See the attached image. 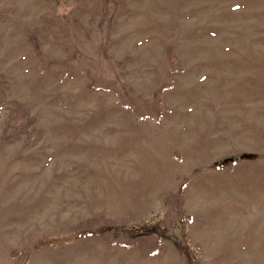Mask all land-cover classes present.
Segmentation results:
<instances>
[{
	"label": "rangeland",
	"instance_id": "rangeland-1",
	"mask_svg": "<svg viewBox=\"0 0 264 264\" xmlns=\"http://www.w3.org/2000/svg\"><path fill=\"white\" fill-rule=\"evenodd\" d=\"M141 262L264 264V0H0V264Z\"/></svg>",
	"mask_w": 264,
	"mask_h": 264
},
{
	"label": "bare ground",
	"instance_id": "bare-ground-1",
	"mask_svg": "<svg viewBox=\"0 0 264 264\" xmlns=\"http://www.w3.org/2000/svg\"><path fill=\"white\" fill-rule=\"evenodd\" d=\"M222 144V143H221ZM216 148V147H215ZM169 170V169H168ZM168 174H170V173H168ZM9 180V179H8ZM199 180H200V178H199ZM223 183V182H222ZM143 185V184H142ZM212 188V187H211ZM160 189V188H159ZM214 189V188H213ZM155 190H156V188H155ZM154 190V191H155ZM198 192V191H197ZM200 195V194H199ZM12 196V195H11ZM21 197V196H20ZM19 198V197H18ZM25 199V198H24ZM204 199V198H203ZM25 202V201H24ZM202 202V201H201ZM203 205V204H202ZM198 206V205H197ZM201 208V207H200ZM6 225V224H5ZM7 226V225H6ZM215 228V227H214ZM131 256V255H130ZM131 259V258H130ZM122 262V261H121ZM96 264V263H95ZM140 264H142V262L140 263Z\"/></svg>",
	"mask_w": 264,
	"mask_h": 264
},
{
	"label": "built area",
	"instance_id": "built-area-1",
	"mask_svg": "<svg viewBox=\"0 0 264 264\" xmlns=\"http://www.w3.org/2000/svg\"><path fill=\"white\" fill-rule=\"evenodd\" d=\"M61 238H63V236Z\"/></svg>",
	"mask_w": 264,
	"mask_h": 264
}]
</instances>
